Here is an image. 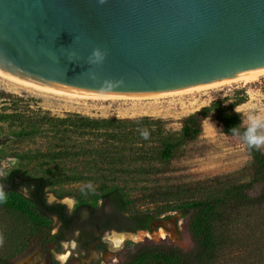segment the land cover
<instances>
[{"label": "trees", "instance_id": "16d2710c", "mask_svg": "<svg viewBox=\"0 0 264 264\" xmlns=\"http://www.w3.org/2000/svg\"><path fill=\"white\" fill-rule=\"evenodd\" d=\"M242 95L230 105L215 101L189 115L181 121L180 132H170L165 121L150 117L109 119L74 113L57 117L43 111L32 117L1 115L0 122L17 129L11 135H0V149L14 138L48 139L49 146L45 151L18 157L40 163L42 175L33 176L16 168L5 170L8 175L0 177L7 195L0 204V234L3 242H8L6 260L1 261L2 252L0 264H17L43 245L62 242L66 232L82 227L81 223L83 229L91 228L95 233H136L151 231L152 223L171 213L186 219L191 244L188 250L171 240L126 242L118 264H264V151L249 148L244 140L248 127L243 126L242 116L236 111L247 101L244 92ZM207 118L219 122L225 134L243 140L251 163L242 173L249 181H237L232 175L215 177L196 185H207L206 192L196 191L200 199L184 201L177 197L165 201L156 213L134 211L136 200L122 185L125 178L131 177L137 183L158 176L159 166L169 165L184 146L202 135ZM232 128L236 131L230 132ZM91 178L100 183L99 194L93 195L92 202L87 197L56 191ZM258 186L261 191L253 196ZM173 189L180 191L178 187ZM48 193H54L58 200L74 198L73 211L60 202L50 204ZM55 229L58 232L54 234Z\"/></svg>", "mask_w": 264, "mask_h": 264}, {"label": "water", "instance_id": "95a60500", "mask_svg": "<svg viewBox=\"0 0 264 264\" xmlns=\"http://www.w3.org/2000/svg\"><path fill=\"white\" fill-rule=\"evenodd\" d=\"M260 69L264 0H0V70L26 81L148 95Z\"/></svg>", "mask_w": 264, "mask_h": 264}, {"label": "rangeland", "instance_id": "374dc122", "mask_svg": "<svg viewBox=\"0 0 264 264\" xmlns=\"http://www.w3.org/2000/svg\"><path fill=\"white\" fill-rule=\"evenodd\" d=\"M242 92L245 93L247 101L236 107V111L242 116L243 126L249 127V114L264 117V77L249 85H222L188 95L143 101H74L40 94L0 79V116L16 113L32 117V114L43 111L57 117H64L68 113L80 114L90 118L109 119L150 117L165 121L168 131L180 132L181 121L184 118L210 106L215 101H221L225 106L230 105L243 96ZM15 129L17 128L11 127L8 122H0V135L2 137L11 135L10 133ZM258 132L264 134V129L258 130ZM48 146L49 140L43 138L12 139L0 149V155L3 159L0 163V172L22 168L33 176L42 175L39 169L40 163L23 161L18 157L34 154L39 150L45 151ZM260 149L264 151V146H261ZM250 163L251 158L243 140L240 137L225 134L219 122L207 118L203 123L202 135L195 142L184 146L169 165L159 166L158 176L146 178V182L138 180L137 183L133 181V178L126 177L122 185L126 187L130 198L136 200L134 211L156 213L161 206L165 205L167 200L177 197L184 201L200 199L196 191L206 192L205 187L207 185L198 188L196 185L199 182L230 175L235 176L237 181L248 182L249 179L242 171L248 168ZM92 179L66 184L56 188V191L58 194L65 193L75 197H87L86 200L92 202L93 195L99 194L98 189L100 187L99 181ZM174 187H178L180 191L173 189ZM192 188H196V190L193 191ZM260 191L261 187L258 186L252 195L255 196ZM47 200L48 202L51 201L50 204L55 201L65 204L70 211H73L76 205L74 198L66 197L63 200H58L54 193H48ZM68 200H71L72 203H68ZM161 219L159 221L161 224L151 231L127 234L122 246L125 242L143 243L150 241L159 243L164 240H171L181 248L188 250L191 244L185 230L186 219L178 213L163 215ZM0 237L4 240L3 235L0 234ZM7 243L0 244V254L3 252V257L0 256L2 262L7 257L4 252ZM114 247L112 244L109 247L115 254L105 261L106 264H112L111 260L120 253V248Z\"/></svg>", "mask_w": 264, "mask_h": 264}, {"label": "flooded vegetation", "instance_id": "af4514ba", "mask_svg": "<svg viewBox=\"0 0 264 264\" xmlns=\"http://www.w3.org/2000/svg\"><path fill=\"white\" fill-rule=\"evenodd\" d=\"M69 212L72 211L69 210ZM81 226L82 227L74 230H68L62 242L43 245L35 253H41V259L44 264H106L105 261H107L109 257H112L115 252L109 249L111 244L108 242V239H105V237H109V235L111 236L114 233L122 235L130 233L118 232L116 230H99L95 233L91 228L83 229L85 226L84 223H81ZM151 226V229H153L154 223H152ZM57 232L58 229H55L53 233L55 234ZM72 242L76 243L75 248L71 247ZM65 243L69 244L68 248L64 247ZM124 245H120V252L124 248ZM52 247L53 249H51ZM62 256L66 257L64 262H62L61 258L59 259V257ZM114 257L115 258L111 260L112 264H118V255Z\"/></svg>", "mask_w": 264, "mask_h": 264}, {"label": "bare ground", "instance_id": "6f19581e", "mask_svg": "<svg viewBox=\"0 0 264 264\" xmlns=\"http://www.w3.org/2000/svg\"><path fill=\"white\" fill-rule=\"evenodd\" d=\"M262 77H264V69L252 71L250 73H247L243 76H240L238 78H235L233 80H230L226 83L220 84V85H214V86H208V87H201V88H195V89H189V90H183V91H177V92H171V93H165V94H148V95H97V94H89L79 91H73L68 89H62L55 86L40 84L32 81H26L23 79H20L18 77H14L12 75H9L7 73H4L0 70V79L5 80L9 82V84L23 87L25 89H28L30 91H34L40 94H46V95H52V96H58L63 98H67L69 100L74 101H143V100H150V99H161L166 97H173V96H183L188 95L196 92L205 91L208 89H213L216 87H220L222 85H238V84H244L249 85L252 83H255L259 81ZM127 235L122 234H116L109 236L108 241L115 247L119 248L120 245L125 241ZM62 262L66 260V257H61Z\"/></svg>", "mask_w": 264, "mask_h": 264}, {"label": "clouds", "instance_id": "9594fccd", "mask_svg": "<svg viewBox=\"0 0 264 264\" xmlns=\"http://www.w3.org/2000/svg\"><path fill=\"white\" fill-rule=\"evenodd\" d=\"M100 2L103 3L104 0H100ZM95 55L97 56L98 59L100 58V54L98 52L95 53ZM248 124L249 127L246 133L244 134V140L246 144L249 146V148L259 149L261 146H264V134L258 132V130L264 129V117L249 114ZM235 131H236L235 128L230 129V132H235ZM143 135L145 136V138H147L148 134L145 132L143 133ZM7 175H8L7 173L0 172V177H6ZM6 199H7V195L3 190V186L0 185V204L4 203ZM67 202L72 203L71 200H68ZM105 239H108V237H105ZM2 243H3V238L0 237V244ZM64 247L68 248L69 244L65 243ZM71 247L75 248L76 243L72 242Z\"/></svg>", "mask_w": 264, "mask_h": 264}]
</instances>
